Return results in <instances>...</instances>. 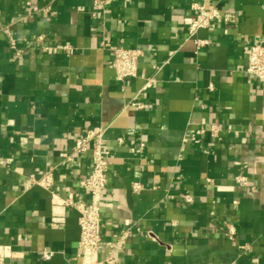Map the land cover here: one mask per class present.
Listing matches in <instances>:
<instances>
[{
    "label": "crops",
    "instance_id": "crops-1",
    "mask_svg": "<svg viewBox=\"0 0 264 264\" xmlns=\"http://www.w3.org/2000/svg\"><path fill=\"white\" fill-rule=\"evenodd\" d=\"M95 1L0 0V245L20 252L13 264L83 263L79 212L52 225V191L87 198L91 147L73 149L103 127L94 259L131 229L120 264H264V82L246 71L264 0ZM195 3L235 22L192 35ZM119 47L142 50L135 77L111 65ZM47 171L51 189L33 181Z\"/></svg>",
    "mask_w": 264,
    "mask_h": 264
},
{
    "label": "built area",
    "instance_id": "built-area-1",
    "mask_svg": "<svg viewBox=\"0 0 264 264\" xmlns=\"http://www.w3.org/2000/svg\"><path fill=\"white\" fill-rule=\"evenodd\" d=\"M95 5L100 8L102 4L96 0ZM194 7L198 10V14L190 25V33L192 35L200 28L209 27L215 20L223 19L227 23H233L236 19L233 14L222 15L218 9L214 7L207 8L204 4L195 3ZM196 43L198 46H202L208 44V41L197 39ZM141 56V49L119 47L114 50L111 65L115 68L121 80L135 77L138 73V64ZM246 71L257 81L264 82V43H257L250 47ZM210 89H214L212 84ZM133 104L143 107V104L140 103L133 102ZM212 130L216 131V127L213 126ZM105 131L106 129L103 127L87 129L83 136L76 140L73 149L74 154H79L86 152L91 147L92 167L87 177L81 181L87 198L77 201L65 199L52 191V225L65 222L69 207H74L79 212V255L83 259L82 264H120L118 253L124 249L126 240L132 233L131 229L125 230L120 239L115 244H111V250L102 260L93 258L97 252L107 246L101 233L102 192L108 184L109 151L104 147ZM65 156L67 160L73 159L72 155ZM236 180L241 186L249 185V179L246 175H238ZM33 181L46 189H51L53 186L52 172L47 171L41 178H33ZM139 186V184L135 185V188L137 189ZM185 200L191 202L192 197L187 195ZM228 232L229 237L233 239L235 229L230 227ZM242 248H246V246H242ZM19 254L20 252L15 251L10 245H0V264H13V258L19 257ZM53 254L54 251H44L43 257L50 259Z\"/></svg>",
    "mask_w": 264,
    "mask_h": 264
}]
</instances>
